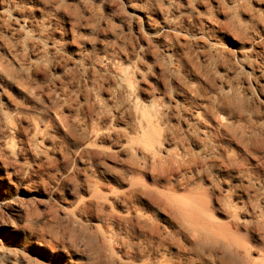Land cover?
Listing matches in <instances>:
<instances>
[{"label":"rangeland","instance_id":"obj_1","mask_svg":"<svg viewBox=\"0 0 264 264\" xmlns=\"http://www.w3.org/2000/svg\"><path fill=\"white\" fill-rule=\"evenodd\" d=\"M0 264H264V0H0Z\"/></svg>","mask_w":264,"mask_h":264},{"label":"bare ground","instance_id":"obj_2","mask_svg":"<svg viewBox=\"0 0 264 264\" xmlns=\"http://www.w3.org/2000/svg\"><path fill=\"white\" fill-rule=\"evenodd\" d=\"M202 231L205 233V236H207L208 238L215 237V236H216L217 238H219L215 233H213V232L207 230L206 228H205L204 230H202Z\"/></svg>","mask_w":264,"mask_h":264}]
</instances>
